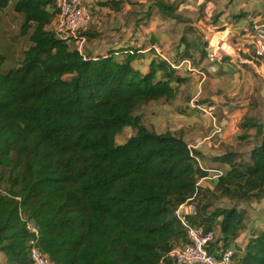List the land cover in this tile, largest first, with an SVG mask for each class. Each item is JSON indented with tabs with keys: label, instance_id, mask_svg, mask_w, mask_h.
I'll list each match as a JSON object with an SVG mask.
<instances>
[{
	"label": "trees",
	"instance_id": "1",
	"mask_svg": "<svg viewBox=\"0 0 264 264\" xmlns=\"http://www.w3.org/2000/svg\"><path fill=\"white\" fill-rule=\"evenodd\" d=\"M7 6L23 18L31 44L5 72L0 53V264H30L20 212L39 224V247L53 264H170L166 255L186 241L174 210L196 195L207 171L181 136L148 129L136 111L173 100L184 78L161 60L147 72L134 68L136 52L117 59L67 45L49 27L56 0H0V11ZM158 8L177 18L172 4ZM90 31L82 35L91 38ZM241 125L255 128L260 141L249 160L230 163L217 179L214 196L232 205L206 203L191 217L218 229L211 245L234 242L245 218L237 205L264 188V121ZM125 127L135 133L118 144ZM231 264H264V230L235 248Z\"/></svg>",
	"mask_w": 264,
	"mask_h": 264
},
{
	"label": "crops",
	"instance_id": "2",
	"mask_svg": "<svg viewBox=\"0 0 264 264\" xmlns=\"http://www.w3.org/2000/svg\"><path fill=\"white\" fill-rule=\"evenodd\" d=\"M84 1L94 6L89 29L95 34L86 39L82 52L93 56L111 52L117 59L127 51L136 52L133 67L143 72L152 59L179 65L174 73L184 81L168 101L175 103L177 113L172 128L164 131L181 136L207 171L197 181L198 209L206 203L211 208L230 207L231 200L214 196L215 184L230 163L249 160L260 141L255 128L241 124L264 121V57H255L250 44L254 27L264 21V0H109L105 5L99 3L108 0ZM160 1L172 4L177 18L161 12ZM206 30L235 37L231 48ZM206 36L212 37V47L226 54L208 58V47L202 43ZM199 110L202 115H197ZM245 133L247 137L241 138ZM230 152L236 156H225ZM219 156L225 158L216 159ZM237 208L245 215L243 227L232 244H210L212 253L242 250L251 233L264 230V188ZM4 261L0 252V262Z\"/></svg>",
	"mask_w": 264,
	"mask_h": 264
},
{
	"label": "built area",
	"instance_id": "3",
	"mask_svg": "<svg viewBox=\"0 0 264 264\" xmlns=\"http://www.w3.org/2000/svg\"><path fill=\"white\" fill-rule=\"evenodd\" d=\"M56 6L58 12L51 22L53 31L67 45H74L72 47L82 51V45L86 41L82 33L87 31L91 25L93 4L84 0H56ZM224 36H227V33ZM211 40L212 37L208 42L207 57L221 56L223 51L213 50ZM226 40L232 42L235 37L227 36ZM223 41L221 42L225 43V40ZM250 44L255 57H264V21L254 27ZM222 54L226 53L223 52ZM171 67L177 69L179 65L171 64ZM190 71L194 72V69H190ZM191 106L194 107L193 104ZM194 198L195 194L179 203L174 210V216L185 232L186 241L175 245L166 255V258L171 264H231L233 256L231 249H224L219 254L208 251L209 245L216 239L215 230H205L202 226L192 223L191 217L197 212V202ZM19 216L24 221L25 229L29 234L27 245L30 264H53L50 257L39 247V224L26 218L21 212ZM158 264H165V262L161 259Z\"/></svg>",
	"mask_w": 264,
	"mask_h": 264
},
{
	"label": "rangeland",
	"instance_id": "4",
	"mask_svg": "<svg viewBox=\"0 0 264 264\" xmlns=\"http://www.w3.org/2000/svg\"><path fill=\"white\" fill-rule=\"evenodd\" d=\"M92 9L93 8H91V11ZM22 22H23V18L19 14L15 13L11 6H7L6 8L0 11V53L4 57V63L2 66V70L4 72L8 71L9 69L15 68L19 65V63L24 57V51L31 44L28 38L29 35L28 34L23 35L21 33L20 28ZM49 27L52 28L51 26ZM206 31L208 35L215 34L216 36L222 37V39L225 40L224 46L231 48L229 40H226L228 35L223 37L225 33H216L214 31H209V30ZM209 40L210 37L206 36V39L202 41V43H204L205 46L207 47ZM83 48H84V44L82 45L81 49L83 50ZM206 51H209V48ZM222 53H221V57L223 55ZM64 78L69 79V75L64 76ZM187 99L189 100V98ZM170 107H173L175 111L173 110L171 111ZM183 112H185V109L183 110ZM136 113H140L142 115V123L148 129L154 130L156 132H161L171 127V125L174 122V118L176 117L177 108H175V103L173 102L170 103L168 101L160 99L142 105L136 111ZM197 115H202L200 113V110L198 111ZM189 121H190V116L186 118V122ZM134 133L135 130L131 127L123 128L122 131L116 137V143L120 144L124 142ZM5 178H6V173L3 174L1 173L0 191L2 192L5 190L6 187Z\"/></svg>",
	"mask_w": 264,
	"mask_h": 264
},
{
	"label": "bare ground",
	"instance_id": "5",
	"mask_svg": "<svg viewBox=\"0 0 264 264\" xmlns=\"http://www.w3.org/2000/svg\"><path fill=\"white\" fill-rule=\"evenodd\" d=\"M211 48H212L213 50H215V51H220V48H219V47H212V46H211Z\"/></svg>",
	"mask_w": 264,
	"mask_h": 264
}]
</instances>
